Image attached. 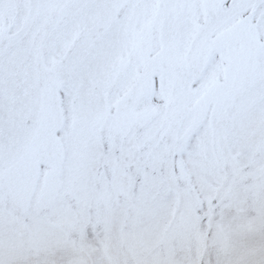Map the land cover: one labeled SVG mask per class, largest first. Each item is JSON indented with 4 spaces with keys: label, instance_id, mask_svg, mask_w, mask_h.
Masks as SVG:
<instances>
[{
    "label": "snow or ice",
    "instance_id": "6c2138e0",
    "mask_svg": "<svg viewBox=\"0 0 264 264\" xmlns=\"http://www.w3.org/2000/svg\"><path fill=\"white\" fill-rule=\"evenodd\" d=\"M0 264H264V0H0Z\"/></svg>",
    "mask_w": 264,
    "mask_h": 264
}]
</instances>
